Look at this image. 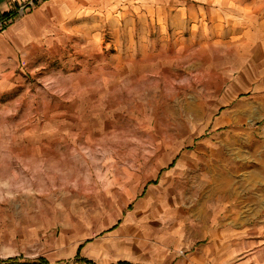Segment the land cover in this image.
Wrapping results in <instances>:
<instances>
[{
    "label": "rangeland",
    "instance_id": "374dc122",
    "mask_svg": "<svg viewBox=\"0 0 264 264\" xmlns=\"http://www.w3.org/2000/svg\"><path fill=\"white\" fill-rule=\"evenodd\" d=\"M44 1L0 12V264H264V0Z\"/></svg>",
    "mask_w": 264,
    "mask_h": 264
},
{
    "label": "crops",
    "instance_id": "0c3cea01",
    "mask_svg": "<svg viewBox=\"0 0 264 264\" xmlns=\"http://www.w3.org/2000/svg\"><path fill=\"white\" fill-rule=\"evenodd\" d=\"M49 0H46V1H44L42 4H45L46 2H48ZM8 2H9V0H0V12L2 13V12H4V11H7V5H8ZM41 4V5H42ZM41 5H39V6H41ZM38 6V7H39ZM36 13H41L42 14V11H39V10H37V11H35ZM21 18H23V17H20V18H16L10 25H25L26 23L24 22V20L23 19H21Z\"/></svg>",
    "mask_w": 264,
    "mask_h": 264
},
{
    "label": "trees",
    "instance_id": "16d2710c",
    "mask_svg": "<svg viewBox=\"0 0 264 264\" xmlns=\"http://www.w3.org/2000/svg\"><path fill=\"white\" fill-rule=\"evenodd\" d=\"M5 14H7V13H4V16H6ZM76 259L80 260L81 262H83V263H85V264H96V263H94L93 260H91V259H87V258H83V257H80L79 255L76 256ZM0 262H1V260H0ZM3 262H4V261H3ZM12 262H13V261H12ZM4 263H7V262H4ZM117 264H132V263H130V262H126V261H120V262H118Z\"/></svg>",
    "mask_w": 264,
    "mask_h": 264
}]
</instances>
